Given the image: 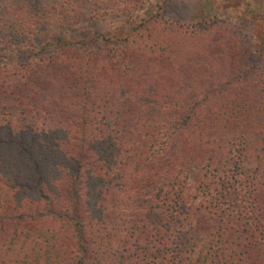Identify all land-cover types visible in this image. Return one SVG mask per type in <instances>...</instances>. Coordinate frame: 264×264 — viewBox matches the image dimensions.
Returning a JSON list of instances; mask_svg holds the SVG:
<instances>
[{
  "label": "trees",
  "instance_id": "obj_1",
  "mask_svg": "<svg viewBox=\"0 0 264 264\" xmlns=\"http://www.w3.org/2000/svg\"><path fill=\"white\" fill-rule=\"evenodd\" d=\"M35 1L0 5V264H264V47Z\"/></svg>",
  "mask_w": 264,
  "mask_h": 264
},
{
  "label": "rangeland",
  "instance_id": "obj_2",
  "mask_svg": "<svg viewBox=\"0 0 264 264\" xmlns=\"http://www.w3.org/2000/svg\"><path fill=\"white\" fill-rule=\"evenodd\" d=\"M55 1L40 0V3L45 5ZM80 2L86 9L95 10L94 26L99 30L103 28L109 31L128 20L140 21L149 13L169 22L180 23L184 29L210 22L230 24L235 27V32L239 31L249 44L264 47V0H137L136 2L134 0H111L108 3L102 0H80ZM5 3L32 7L37 5L35 0H0V5ZM127 6L139 10L144 8V10L131 16L132 13L131 15L125 13ZM111 8L115 10L112 11ZM84 20L87 21L88 17L86 16ZM4 21H7V18ZM57 23L58 19L55 17L47 19L46 27L51 29ZM36 34L38 38H42L46 33L39 31ZM28 48L29 45L25 47L23 43L15 44L7 60L10 58L9 60L13 63L23 60L28 55L26 51Z\"/></svg>",
  "mask_w": 264,
  "mask_h": 264
}]
</instances>
